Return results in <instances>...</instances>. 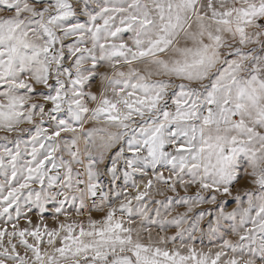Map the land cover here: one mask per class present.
<instances>
[{
    "label": "snow or ice",
    "instance_id": "obj_1",
    "mask_svg": "<svg viewBox=\"0 0 264 264\" xmlns=\"http://www.w3.org/2000/svg\"><path fill=\"white\" fill-rule=\"evenodd\" d=\"M0 264H264V0H0Z\"/></svg>",
    "mask_w": 264,
    "mask_h": 264
},
{
    "label": "clouds",
    "instance_id": "obj_2",
    "mask_svg": "<svg viewBox=\"0 0 264 264\" xmlns=\"http://www.w3.org/2000/svg\"><path fill=\"white\" fill-rule=\"evenodd\" d=\"M69 63H71V60L69 61ZM85 67H87V65H85ZM65 79H67L65 77ZM97 86H89L88 90L85 92L84 97H82V99H85V101L87 102V96H88V92H92L96 90ZM110 94V93H109ZM28 127V125H21L20 128L26 129ZM84 129L87 131L88 129L92 128V127H107L106 124H104L103 122L99 123V124H94L92 122H90V120H85L84 125H83ZM83 146V145H82ZM199 191V189L195 188V186H193L192 189L189 190V192H183V189H181V195H191L192 193ZM204 196H208L209 193H203ZM233 195H235V193H233ZM229 200H231V197L228 198ZM223 206V205H221ZM235 207V205L233 206H229L228 205V210L231 211L233 208ZM216 209H217V205L216 204H209L207 202L201 204V205H197L194 206L192 208V211L189 213L188 215V222L184 224V228L188 229L191 224L193 223L194 217H196V215L202 211H211L212 212V216H205L204 219L200 222L199 225V231L196 234V238L199 239L200 237L204 236L205 234L208 233V228L207 225L209 224V222L211 221L213 224L215 223V219H216ZM170 214L169 218H171ZM214 239V237H209Z\"/></svg>",
    "mask_w": 264,
    "mask_h": 264
},
{
    "label": "rangeland",
    "instance_id": "obj_3",
    "mask_svg": "<svg viewBox=\"0 0 264 264\" xmlns=\"http://www.w3.org/2000/svg\"><path fill=\"white\" fill-rule=\"evenodd\" d=\"M229 206H233V204L230 202V203H229ZM205 244H207V241H205Z\"/></svg>",
    "mask_w": 264,
    "mask_h": 264
}]
</instances>
